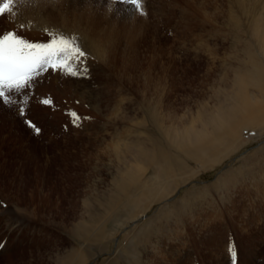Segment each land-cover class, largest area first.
I'll return each instance as SVG.
<instances>
[{"label":"rangeland","instance_id":"1","mask_svg":"<svg viewBox=\"0 0 264 264\" xmlns=\"http://www.w3.org/2000/svg\"><path fill=\"white\" fill-rule=\"evenodd\" d=\"M96 1L42 8L51 21L84 15L95 59L87 77L49 71L25 90L19 102L41 134L0 103V264H233L230 240L236 264H264V123L244 126L264 119V96L217 153L172 136L260 84L249 52L264 0L240 11L233 0H144L143 16ZM37 8L0 16V33L45 42L18 18ZM72 110L91 120L73 127Z\"/></svg>","mask_w":264,"mask_h":264},{"label":"snow or ice","instance_id":"2","mask_svg":"<svg viewBox=\"0 0 264 264\" xmlns=\"http://www.w3.org/2000/svg\"><path fill=\"white\" fill-rule=\"evenodd\" d=\"M33 0H0V16L10 15L16 8L32 3ZM45 3H56L58 0H44ZM116 3L130 5L134 14L145 15L144 0H115ZM15 6V7H14ZM21 29L24 25H20ZM47 36L45 42H33L17 34L16 31L0 33V103L5 106H15L16 114L23 120L25 126L34 136H39L42 129L27 119V109L19 101L28 102V92L31 91L37 77L42 73L55 71L64 78L87 77L90 75V66L86 63L91 57L83 37L78 33H66L61 29L44 28ZM14 94H16L14 98ZM20 94H23L22 97ZM44 106L53 107L51 97L39 101ZM72 125L82 128L83 121L91 117L80 116L76 111L70 112ZM3 207V202H0ZM3 247V244H0ZM228 252L236 264L235 242L230 240Z\"/></svg>","mask_w":264,"mask_h":264},{"label":"bare ground","instance_id":"3","mask_svg":"<svg viewBox=\"0 0 264 264\" xmlns=\"http://www.w3.org/2000/svg\"><path fill=\"white\" fill-rule=\"evenodd\" d=\"M33 1L38 3V8L36 10L37 12H36L35 16H34V14L33 15L29 14L30 16H24L25 14L24 15L22 14L23 16L18 17V18H21L22 20H24L28 27H34V28H24V30H26L28 32L29 31L35 32V31H43L44 28L61 29L66 33H78L80 36H82V35L88 36L89 29H87L88 31L84 32L83 28H85V27L83 25H81L82 21L84 22L86 20L84 15H81L77 12L74 13V16H76V18H78L79 21H77V23L74 22L73 24H70V21H67L70 19L69 15H68L69 17L66 16L67 14L65 15V14L61 13V15L59 14V16H58L61 19H52L53 21H51V19L49 18V15H46L45 17L43 16L42 8L44 9V6H49V7L52 6L53 7L54 4L57 5L56 3H62L63 0H58V2H56V3H45L44 0H33ZM69 1H72V0H69ZM88 1L91 2L95 6H99V4H100V3L96 4L97 3L96 0H88ZM106 1L113 2V0H106ZM233 1L235 2V4H237L239 11H240L241 8H240L239 4L241 3V0H233ZM110 6H113V5H110ZM29 8H30V6H29ZM255 9H256V7H255ZM259 9H258L259 14H255V16L253 17V26H252V30L250 31L251 37L255 41V43L253 42L255 44L254 47L257 46L255 48L257 51L250 48L249 57H250V60L252 62H254V66L256 68H258L260 66L261 71H259V74L262 75V79L260 80V84L255 85L256 89H250L246 85L245 86H238L236 94L234 96V100L236 101V103H238L237 105L232 104L231 97H230L228 99V101L225 103V105L220 106L219 110H217L214 113H211L209 118H206L202 122H193L189 128H186L184 130V134H185L184 136L181 133L182 130L180 131V133L172 132L173 138L178 143H180L182 145L187 143V146H191L192 142L194 144L201 145V146L211 144L210 148L212 150L209 153H207L206 156L210 155V154L212 155L213 153H217L220 151V149H219L220 145L223 146L224 144L229 143L230 135L226 136V133H229V130H232L233 128H238L241 125L240 121L243 118H247L248 116L258 118V116L261 114V112L258 111L256 109V107H253L250 109L246 105V103H248V104L256 103L259 101V98H262L264 96V88L262 87V84L264 81V67H262V65H264V3L261 4ZM25 10H27V9H25ZM29 11H31V9ZM19 13L20 12H17L16 15H19ZM24 13H26V12H24ZM48 13H50V9H48ZM58 13H60V12H58ZM56 14H57V11H56ZM68 22L70 25L67 24ZM77 24L81 25V27L80 26H79L80 28L77 27L76 26ZM68 29H70L72 31L68 32ZM111 36H112V34H111ZM89 39H91V38H89ZM93 40H92V43H94ZM95 41L97 43V40H95ZM92 46H94V45L92 44ZM257 60L259 61L260 64L257 62ZM240 104H241V108L238 107L237 109H234L232 107V106H238ZM235 110H238L236 116H234L232 114V112H234ZM252 114H254L255 116H252ZM259 121L262 124L264 123V119L260 118L254 122L248 121V123L244 126H246V128L254 127L255 125H257V123ZM214 137H215V139L212 140ZM217 145H219V146H217ZM198 149H200V146L196 147L195 150L190 151L189 153L193 154ZM0 152H1V149H0ZM139 218H141V217L139 216L137 219H139ZM137 219H134L135 221H133L132 223L136 222Z\"/></svg>","mask_w":264,"mask_h":264}]
</instances>
